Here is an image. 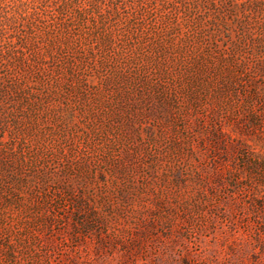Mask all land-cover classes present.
<instances>
[{"label":"rangeland","instance_id":"obj_1","mask_svg":"<svg viewBox=\"0 0 264 264\" xmlns=\"http://www.w3.org/2000/svg\"><path fill=\"white\" fill-rule=\"evenodd\" d=\"M0 264H264V0H0Z\"/></svg>","mask_w":264,"mask_h":264}]
</instances>
